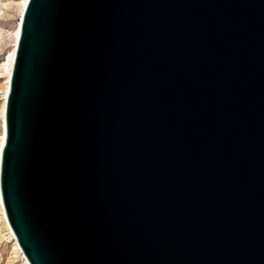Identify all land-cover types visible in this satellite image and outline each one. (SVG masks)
I'll list each match as a JSON object with an SVG mask.
<instances>
[{
	"label": "water",
	"instance_id": "1",
	"mask_svg": "<svg viewBox=\"0 0 264 264\" xmlns=\"http://www.w3.org/2000/svg\"><path fill=\"white\" fill-rule=\"evenodd\" d=\"M0 195L30 264H264V0H27Z\"/></svg>",
	"mask_w": 264,
	"mask_h": 264
},
{
	"label": "rangeland",
	"instance_id": "2",
	"mask_svg": "<svg viewBox=\"0 0 264 264\" xmlns=\"http://www.w3.org/2000/svg\"><path fill=\"white\" fill-rule=\"evenodd\" d=\"M19 0H0V108L7 53L14 42V30L19 18ZM2 118L0 114V131ZM1 216V215H0ZM6 230L0 218V264H21L12 249V241L5 234Z\"/></svg>",
	"mask_w": 264,
	"mask_h": 264
},
{
	"label": "bare ground",
	"instance_id": "3",
	"mask_svg": "<svg viewBox=\"0 0 264 264\" xmlns=\"http://www.w3.org/2000/svg\"><path fill=\"white\" fill-rule=\"evenodd\" d=\"M27 0H19L18 5H19V17L22 13L24 4L26 3ZM19 18L17 20L16 26H15V30H14V42L13 45L11 47V49L8 51L7 53V58L5 61V71H4V81H3V89H2V105L0 108V114H1V118H2V123H1V131H0V152H1V146L2 143L5 140V134H4V107H5V101H6V94L8 91V86H9V77H10V73H11V69H12V63H13V57H14V50H15V44H16V39L18 36V30H19ZM0 218H1V222L4 226V229L6 230L5 234H7V237L12 241V249L15 253V256L19 259V261L21 262V264H30L28 262V260L26 259V257L24 256L22 250L20 249L17 240L15 238V235L7 221L6 218V214L3 208V204H2V200H1V195H0Z\"/></svg>",
	"mask_w": 264,
	"mask_h": 264
}]
</instances>
